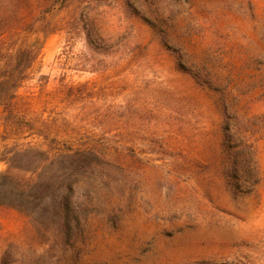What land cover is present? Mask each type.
<instances>
[{
    "label": "rangeland",
    "instance_id": "rangeland-1",
    "mask_svg": "<svg viewBox=\"0 0 264 264\" xmlns=\"http://www.w3.org/2000/svg\"><path fill=\"white\" fill-rule=\"evenodd\" d=\"M39 2L35 30L7 41L41 50L14 99L16 115L6 120L0 109V171L17 142L57 146L89 134L127 142L144 177L114 185L113 195L96 187V209L69 236L50 212L1 210L0 264L7 251L13 264H264V0ZM130 3L188 53L194 72L241 93L245 115L257 116L263 177L253 192L236 191L207 162L222 136L206 77L202 85L184 72ZM124 42L132 45L119 51ZM90 188L82 182L81 200Z\"/></svg>",
    "mask_w": 264,
    "mask_h": 264
},
{
    "label": "trees",
    "instance_id": "trees-1",
    "mask_svg": "<svg viewBox=\"0 0 264 264\" xmlns=\"http://www.w3.org/2000/svg\"><path fill=\"white\" fill-rule=\"evenodd\" d=\"M39 3V0H0V109L6 120L16 115L12 108L14 99L22 83L29 79V70L41 50V47L33 43L9 46L7 41L16 33L35 30L33 23L41 13L32 12L38 7L43 9L41 6L44 4ZM129 5L160 33V27L147 18L139 6H133L132 3ZM160 39L169 51L176 53L178 64L184 72L202 85L205 84L203 77H206L207 85L215 92V105L221 115L222 141L218 147L214 146L219 151L213 153L207 162L215 165L218 172L221 169L222 176L231 180L236 191L253 192L263 177L259 149L253 138L258 132L255 126L257 116H247L250 107L243 108L241 93L231 87H213L210 72H194L188 66V53L176 50L172 36L161 31ZM130 45L131 42H124L118 44L117 49L126 50ZM134 47L139 49L141 45L134 44ZM105 54H110L109 50ZM67 121H71L70 118ZM104 122L114 124L115 120ZM35 131L33 133L39 137H49L41 132L43 130ZM69 138L57 142V146L52 142L45 143L43 139L17 142L4 151L1 160L7 167L0 171V211L17 209L28 216L50 212L52 224L60 229L62 236H69L96 209L93 204L99 193L97 188L104 190V194L113 195L114 185L118 187V184L130 181L128 178L137 181V178L144 177L139 172L141 158L137 155L130 158L125 152L127 142L89 134H84L79 140L72 135ZM54 139L57 141L58 136ZM82 182L94 185L86 194L87 200H81L78 193ZM105 207L108 212L120 211L116 206ZM1 264H13L8 251L4 253Z\"/></svg>",
    "mask_w": 264,
    "mask_h": 264
}]
</instances>
